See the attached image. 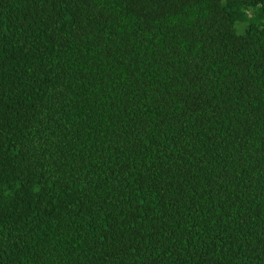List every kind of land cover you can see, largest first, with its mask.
Returning a JSON list of instances; mask_svg holds the SVG:
<instances>
[{
    "label": "trees",
    "instance_id": "obj_1",
    "mask_svg": "<svg viewBox=\"0 0 264 264\" xmlns=\"http://www.w3.org/2000/svg\"><path fill=\"white\" fill-rule=\"evenodd\" d=\"M0 264H264V0H0Z\"/></svg>",
    "mask_w": 264,
    "mask_h": 264
}]
</instances>
